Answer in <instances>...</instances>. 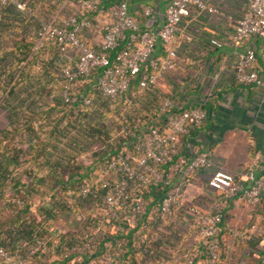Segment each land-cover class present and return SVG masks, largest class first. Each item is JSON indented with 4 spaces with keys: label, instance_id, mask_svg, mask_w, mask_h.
Listing matches in <instances>:
<instances>
[{
    "label": "built area",
    "instance_id": "built-area-1",
    "mask_svg": "<svg viewBox=\"0 0 264 264\" xmlns=\"http://www.w3.org/2000/svg\"><path fill=\"white\" fill-rule=\"evenodd\" d=\"M76 2V11L40 21L34 34L38 42L51 44L65 59L60 68L61 100L82 106L89 105L91 98L78 93L76 84L88 78L92 79L89 88L109 102L134 87L137 92L157 87L158 81L177 66L179 23L200 12L216 11L203 0H164L162 22L152 30L141 27L128 12L130 0ZM9 3L24 8L18 0H0V25L2 9ZM152 12L149 6L142 8L143 16ZM92 30L99 34L94 43L83 36ZM251 36L260 39L259 48L251 44L233 50L232 75L238 84L264 88V0H247L233 20L229 41L235 48ZM182 39L188 41L190 37L183 35ZM222 43L208 38L211 46L220 47ZM176 107L179 110L172 112ZM206 115L201 105L184 106L175 97L165 96L147 122L136 118L131 126L121 124L122 147L105 156L90 181L67 191L65 203L72 208L77 196L94 195V186L102 190L98 203L65 213L79 219L77 228L65 233L70 242L59 245L62 231L54 222L57 216L51 238L33 235L32 239H18L11 249L0 246V264H28L34 256L52 264H121L128 244L165 240L175 231L182 233L190 228L196 235L191 242L201 244L203 249L159 246L161 255L174 258L172 264H240L232 255V243L221 234L224 202L231 198L254 205L264 195V151L257 152L239 175L213 170L210 180L220 192L209 203H201L198 198L185 201L183 194L192 176L207 167L212 157L208 149L182 153L178 143ZM15 202L21 204L20 200ZM228 232L232 242L240 236L248 238L238 229ZM255 247L256 264H264V239ZM152 251L142 248V257L132 260L133 264H162L157 258L153 260Z\"/></svg>",
    "mask_w": 264,
    "mask_h": 264
},
{
    "label": "crops",
    "instance_id": "crops-1",
    "mask_svg": "<svg viewBox=\"0 0 264 264\" xmlns=\"http://www.w3.org/2000/svg\"><path fill=\"white\" fill-rule=\"evenodd\" d=\"M203 1L216 11L200 12L179 23L177 34L181 44L177 50V66L158 81L157 88L164 93L174 90L173 97L184 106L201 105L207 111L205 120L199 126L190 127L189 134L182 135L178 145L180 152L185 154L204 149L211 152V163L192 176L183 194L185 201L198 198L201 203H209L220 192L210 180L213 170L223 169L239 175L257 152L264 151V88L238 84L232 75L233 50H243L251 44L258 49L260 44L257 36L249 37L235 48L229 41L233 20L244 10L247 0ZM63 3L69 9L64 14L77 10L76 0H63ZM144 6L152 8L150 16H143ZM163 7L164 0H130L127 9L141 27L154 30L162 22ZM55 14L64 15L57 10ZM183 35H188L190 40H183ZM83 36L90 43L99 39L95 30L86 31ZM210 37L222 41V45H209ZM1 42L0 76L8 72V83H2L0 79V130L5 133L15 125L8 118L13 114L27 117L32 113H48L46 107L49 108L57 96L56 81L51 72L47 76L44 73L46 77L40 74L37 56L49 64L52 62L53 67L57 58L51 44L40 43L36 38L34 42L23 38L11 45L3 44L2 38ZM34 73L36 76L32 77ZM9 90L13 93H8ZM41 100L45 102L42 104ZM38 121L32 120V125L36 127ZM0 145L20 149L16 155L18 166L7 174V179L15 177L23 181L45 173L35 167L40 161V156L35 157L32 150L39 145L37 140L28 142L25 139L19 141L17 136L13 139L5 137ZM10 154L5 151L2 158ZM223 215L221 234L232 243V255L235 250L238 254L235 258L240 264H256L258 250L255 243L264 239V195L254 205L228 198L224 202ZM230 229H238L248 234V238L240 236L232 242Z\"/></svg>",
    "mask_w": 264,
    "mask_h": 264
},
{
    "label": "trees",
    "instance_id": "trees-1",
    "mask_svg": "<svg viewBox=\"0 0 264 264\" xmlns=\"http://www.w3.org/2000/svg\"><path fill=\"white\" fill-rule=\"evenodd\" d=\"M21 10L16 8L13 3L7 4L2 9V25H4L5 20L20 14ZM1 31V30H0ZM1 39V37H0ZM55 51V56L57 58L58 74H59V85L56 88V93L59 92L55 98L58 104L63 106L70 115H73L74 119L78 120V124H69L74 130V135L80 137L81 141H85L81 144L79 140L75 137H69L68 148L72 151V154L77 155L81 152L87 151L92 144H96V148L92 150V160L88 165H83L80 161H75L74 157L71 158V153L67 157H62L59 154L58 144L61 143L58 140L60 136H66L68 130L65 127H59L57 123L52 125L48 135H53L55 142L49 143L47 141L40 142V146L33 148V154L36 156H42V159L35 164V167H40L45 171L41 176H34L31 179L20 180L19 178H9L7 179V174L11 173L12 170L18 166L16 161L17 152L20 149H16L14 146H2L0 145V246L6 249H11L18 239L26 237L32 239V236L41 235L47 237L48 232H52V222L55 218L62 213L74 212L81 210L84 204L93 205L99 202V197L101 196L102 190L99 187L94 186V195L90 194L85 197H76V201L72 208H69L66 203L67 191L75 190L78 183L82 181H90V177L93 176L89 174L92 168H96V174L100 170L102 164L105 161V156L107 154L116 153L121 147L124 137L119 133V126L121 124L131 126L133 120L136 119L135 116L130 114V110L126 109L125 104L133 102V100H143V105L147 103V100L151 101L152 97L155 98V104L149 113H144L142 122H147L150 116L155 114L156 107L162 97H173L172 93L174 90H170L168 93L161 92V89L157 87H152L145 91L137 92L136 87L132 91H126L114 102H109L106 99L101 98L96 92L92 91L89 86L87 89L82 91L91 98L89 105H78L77 103H64L60 97V68L65 62V59L60 55L58 50L53 46ZM80 93L78 90H76ZM8 93H13L9 90ZM96 95L99 104L104 105V107H94L98 112L89 110L92 106V96ZM55 103V104H57ZM57 104V105H58ZM123 110L118 111V107H122ZM182 108V107H181ZM115 111L117 114L115 121H103L99 120L100 117L106 116L105 111ZM179 108H172V112L178 111ZM44 112H41L43 114ZM44 116L47 114H43ZM34 115L32 113L30 116L22 117L13 114L12 117H8L9 120L15 122V125L10 128V130L2 133L0 130V141L1 139L9 138L13 139L17 136L19 141L25 139L30 142L32 140L39 141V137L43 130L41 129L42 124L40 123V116ZM60 118V117H59ZM32 120H39L36 123V127L32 125ZM75 120H73L74 122ZM59 122V121H58ZM17 123V124H16ZM20 127V129H19ZM111 134H110V133ZM189 134H186V136ZM8 136V137H7ZM102 136V137H101ZM101 137V139H100ZM48 144V146H47ZM49 147V148H48ZM66 147V148H67ZM48 148V149H47ZM11 152L9 157L2 158L3 152ZM65 152L62 149V152ZM32 154V153H31ZM97 158H100L97 160ZM10 166V168H9ZM81 169V170H79ZM46 180L52 181L54 184L50 186L47 191H42L41 183ZM50 189V190H49ZM31 190V191H30ZM33 190V191H32ZM44 199L46 201V206H42L38 203L39 200ZM15 200H20L21 204L15 202ZM221 228L224 229V218L221 220ZM222 232V231H221ZM195 230L190 228L189 231H184L178 233L173 232L167 235L165 240H151L148 244L135 245L130 243L126 246V251L122 256L121 264H133L132 260H137L141 258L140 252L142 248L152 249L153 260H158L162 264H172L174 263V258L167 255H161V252L157 250L159 246H165V248H173L177 246L187 250L191 246H195L196 250L202 251L203 247L199 243L191 242L192 238L195 237ZM52 235L48 238H51ZM59 245L66 244L70 242V238L65 233H60L58 235ZM197 251V253H198ZM224 252H222L223 254ZM200 255V253H198ZM220 252V255H222ZM141 262L143 260L141 259ZM28 264H52L41 260L39 257L34 256ZM53 264H57L54 262Z\"/></svg>",
    "mask_w": 264,
    "mask_h": 264
},
{
    "label": "rangeland",
    "instance_id": "rangeland-1",
    "mask_svg": "<svg viewBox=\"0 0 264 264\" xmlns=\"http://www.w3.org/2000/svg\"><path fill=\"white\" fill-rule=\"evenodd\" d=\"M18 1L24 3V8L20 9L21 10L20 14L14 16V17H11L9 19H6L4 25H2V28L0 29L1 30L0 31V37L2 38L3 44H8V45L10 44L11 45L15 41L17 42V41L23 40V38H25V40L29 39V40L34 42V39H35L34 33H35V30H36L40 21L48 19L49 17H51V15H53L56 12V10L58 12H60L61 14H64V13L69 11V9L66 8L67 5H64L66 3H63V0H18ZM37 61H39L38 64H40V70H39L40 74L44 75V73H45V75L47 76V73L51 72V77L55 78L56 88H57V86L59 85V74H58V67L59 66L57 65V61H55L54 67H53L52 62L50 63L51 64L50 65L47 60L42 61L39 56H37ZM7 70L11 71L13 69L7 68ZM7 73L8 72H3L2 74H4V76L3 77H2V75L0 76L2 83H8ZM35 76H36V73H34L32 75V77H35ZM175 76L176 75L174 73V77ZM32 77L30 80L33 81ZM91 82H92V79L88 78L81 83H77L76 84V90H78L80 93H82V91L85 90V88L87 89V87L89 86V84ZM173 82L175 83L176 80H173ZM173 86H174V84L172 85V87ZM39 87H41V85ZM58 93L59 92H57V94ZM166 93H168V92H166ZM92 100H93L92 106L88 109L95 112V115H98V112L95 110L94 107L100 108V107H104V105L101 106V104H99V101L96 98L95 94L92 96ZM155 101H156L155 98L152 97L151 101L147 100V103L143 105L142 104L143 100L135 99L130 104L129 103L125 104V107H127L126 109H128V111L130 110V114L135 116V118L142 119L144 116V113L147 114L152 109V107L155 104ZM40 102L43 104L45 101L41 100ZM55 103H57L56 100H54L51 103L49 108H48V106L46 107L45 111H48V113H46L47 115H45V116L43 115V117L42 116L39 117L40 123L42 124L41 129L43 130L42 134L40 135V139L38 141L39 145H40V142H43V141H47L49 143L55 142V139L53 138L54 134L48 135V132H49L51 126L55 125L57 123V125L59 127H65L68 130L66 136L63 137V136L59 135V137H58V140L61 142L58 144V147H57L60 150L59 154L62 157H64V156L67 157V159H68V154L71 153V155H72L71 158H73L75 156L74 157L75 161H77V162L80 161L83 165H88L90 163V160H92L94 158V156L92 158L91 153H92V150H94V148H96V144H92L88 148L87 151L81 152L77 155L72 154V151L67 147L68 142H69V137H72V138L75 137V139L79 140V142L81 144L85 143V141L80 140V137H76L74 135V132H73L74 130H72L71 126L69 125L71 123L72 124H74V123L78 124V120L74 119L72 114L70 115V112H68L67 108L65 110V108L63 106H61L58 103H57L58 104L57 105ZM121 109L123 110V106L117 108L118 111H121ZM105 113H107V115L105 117L104 116L100 117V119H98V121L101 119H103V121H105V122L106 121L110 122V121L116 120L117 114L115 111L110 112V111L106 110ZM73 120H75V121L73 122ZM101 137H100V139H101ZM47 146H48V144H47ZM62 149H64L65 152L64 151L62 152ZM40 159H42V156H40ZM99 159L100 158H97V160H99ZM79 170H81V169H79ZM88 172H89V174L94 175L96 173V168H92L91 171H88ZM53 184L54 183L52 181L46 180L44 183H41V185H42L41 190L47 191V189L50 186H53ZM38 203L41 204L42 206H46V201L43 198L41 200H39ZM78 221H79V219L75 218L74 214L62 213L61 215H59L57 217V219L54 222L58 227H60L62 233H70L72 230L77 228ZM51 235H52V232H50V233L48 232L47 237H50ZM233 255H238L235 250L233 251Z\"/></svg>",
    "mask_w": 264,
    "mask_h": 264
},
{
    "label": "water",
    "instance_id": "water-1",
    "mask_svg": "<svg viewBox=\"0 0 264 264\" xmlns=\"http://www.w3.org/2000/svg\"><path fill=\"white\" fill-rule=\"evenodd\" d=\"M15 264H17V263H15Z\"/></svg>",
    "mask_w": 264,
    "mask_h": 264
}]
</instances>
